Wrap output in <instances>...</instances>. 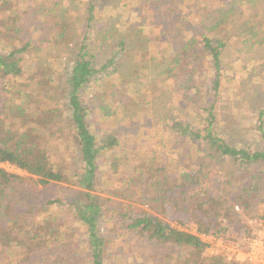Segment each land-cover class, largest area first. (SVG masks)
Listing matches in <instances>:
<instances>
[{
  "label": "trees",
  "instance_id": "1",
  "mask_svg": "<svg viewBox=\"0 0 264 264\" xmlns=\"http://www.w3.org/2000/svg\"><path fill=\"white\" fill-rule=\"evenodd\" d=\"M22 1L0 0V24L5 29L0 31V81L6 87L0 88V165L22 173L0 168V264L8 262L12 250L16 257L12 264H106L108 239L102 226L109 213L119 232L136 239L142 250L172 247L178 259L185 252V264H229L219 257H202L207 247L202 237L231 239L218 223L219 215L213 223L207 217L212 211L207 207L217 214L221 194L228 192L234 207L251 214L264 203V111L258 112L255 130L263 143L260 147L233 146L224 137L227 131L220 130L221 113L228 108L220 104L219 94L224 70L231 66V41L226 40L231 31L226 28L233 17L243 16L237 6L246 7L248 17L232 31L239 58L253 60L244 54H255L264 46V16L258 17L260 11L264 13V0H203L201 8L189 6L186 12L179 8V0H151L147 11H158L167 25L173 19L170 14L180 15L179 10L185 17L199 13H194L191 33L170 24L163 32L166 48L161 49L160 76L164 82L171 81V91L194 117L187 123L165 120L162 127L187 138L200 152L194 166L178 163L175 173L174 160L167 165L149 148L146 154L138 148L127 152L120 149L114 131L98 135L90 129L93 111L105 118L114 115L112 97L103 90H91L86 100L81 94L98 71L86 43L75 44V34L80 10L87 16V28L94 21L95 0ZM77 1L82 9L75 5ZM174 46L177 51L167 53ZM29 52L36 62L50 59L52 63L67 54L64 59L70 71L53 80L52 68L48 74L39 65L32 69L25 62ZM205 63L210 79H204ZM63 99L66 106L61 109L57 103ZM244 99L248 101V96ZM41 132H48L50 139H43ZM50 141L61 143L65 155L49 150ZM214 172L216 177L223 174V180L209 188L206 183ZM109 175L126 191L141 194L134 205L115 214L100 197L107 189L113 195L122 191L111 186ZM63 184L79 187L80 196L71 201L58 196L40 200L43 193ZM234 214L227 216L238 227L232 240H238L248 227ZM190 224L195 233L187 230Z\"/></svg>",
  "mask_w": 264,
  "mask_h": 264
},
{
  "label": "rangeland",
  "instance_id": "2",
  "mask_svg": "<svg viewBox=\"0 0 264 264\" xmlns=\"http://www.w3.org/2000/svg\"><path fill=\"white\" fill-rule=\"evenodd\" d=\"M25 1L22 2L25 3ZM202 1L197 0L195 3L188 4L187 0H179V8L185 12V8L189 6L194 7L196 5V7L201 8L200 3ZM151 3V0H95V17L89 28L86 25L87 16L84 14V10L79 11L81 12L80 22L76 28L74 42L76 45H80L82 42L86 43V52L91 56V61L98 71V75L89 86L90 90L81 91V94L82 98L86 100L89 98L91 90L98 92L101 89L112 97L110 108L111 111H114V115L105 118L101 112L93 111L88 118L92 131L98 135L106 130L114 131L121 140L120 149L127 152L138 148L146 154L149 148V151L157 155L164 163L167 162V165L171 160H174L172 173H175V170L178 169V163L182 165L187 163V167L197 163L199 148L197 149L195 144L187 138H181L174 133H167L162 124L163 121L169 119L183 123L192 122L194 116L187 110L189 108L185 107L180 96L171 91L169 86L171 81L164 82L158 67L162 55L161 49L166 48L164 45L166 39L165 34H163L164 28L167 27L166 29H168L170 24L173 29L175 26L176 29L184 27L187 32L190 31L191 33L193 25L196 23L194 13L198 12H192L189 17H185L183 11L179 10L180 15L170 14L173 19L167 25L165 21L160 19L158 11H147ZM78 4L79 1L75 5ZM23 5L25 7V4H21V7L24 10ZM78 7L82 9L80 4ZM237 9L242 12L243 16L236 15L233 17L226 28L227 32L231 31L230 36L226 38L227 41H231L230 44L228 43L231 66H227L224 70L223 75L228 82H225L224 79L219 94L220 104L223 106L227 104L228 108L221 113L220 130L227 131L224 137L228 138V142L233 146L260 147L263 143L255 130L258 112L264 111V46L256 50L255 54H244V56L250 55L253 58L249 62H243L242 58H239L236 52L238 47L236 32L232 31V26L239 25L248 15L246 7L241 8L238 5ZM28 16L30 18L31 13H28ZM263 16L264 13L260 11L258 14L260 20ZM27 27L31 29L29 24ZM0 31L1 33L5 31L4 25L1 26L0 24ZM166 51L171 54L176 52L177 48L174 46L167 48ZM64 56L66 58L67 54H62V59H58L59 62L56 63H52L50 59L36 62L34 55L29 52L25 62L32 65V69L36 67V64L39 65L44 71L46 69L48 74L52 68L54 74L51 78L55 80L61 77L63 73L70 71V66L66 64ZM28 71V68L25 69L26 76L30 75ZM203 71L205 72H203L204 79L212 77L207 72V63L203 66ZM18 82L23 81L19 80ZM3 85L4 83L0 81L1 89L6 88H3ZM244 96H248V101L244 99ZM92 104L95 105V100L92 101ZM57 106L61 109L65 108L66 100H60ZM237 124L240 127H237ZM230 127H233L232 130L229 129ZM41 134L43 139H50L48 132H41ZM48 143L49 150L65 155V149L61 143L58 145L52 141ZM0 168L9 173L22 175L21 172L4 164L0 165ZM214 173L206 183L209 184V188L214 181L223 180V174L220 173V177H216L217 172ZM105 174L107 175L106 171ZM108 178L112 187L122 189L119 195L109 194V189L100 194V197L105 200L104 204L106 208H109V212L113 210L114 214L116 211L119 213L121 207L129 204L134 205L135 200L141 196L140 192H134L131 189L126 191L125 188L120 187L121 184L117 181L112 182L110 175ZM80 190L79 187L63 184L43 193L44 195L40 200L45 201L58 196L61 199L71 201L80 196ZM57 192L62 193L61 196ZM218 193L220 192L218 191ZM229 194V192L221 194L219 201L221 205L216 208L217 214L214 213L213 207H207V209L212 208V211L207 215L212 223L219 215L217 221H219L221 228L226 230L225 236L231 235V239L212 235L211 237H214L217 242L218 240L237 242V240L232 239L236 237L238 227L230 222L227 216L229 213H236L234 215H237L242 224L248 227L244 236L238 239L244 237L243 239L246 238L247 240L252 224L257 219V208L264 205L260 202L254 207L256 209L255 214H251V212H245L234 207L235 204ZM136 206L140 207L138 204ZM142 208L141 206L139 209ZM64 219H69V217L65 215ZM114 220V217L109 213V220L104 221L102 226V234L108 239L106 264H185V252L178 259V252H174L172 247L144 246L145 248L142 250L141 244L136 239L128 238L119 232ZM187 230L195 233L194 224H190ZM242 244L245 245V243ZM9 252L7 253L8 262L3 261L5 264H12L16 259L14 251ZM202 257L209 259L213 256L205 251Z\"/></svg>",
  "mask_w": 264,
  "mask_h": 264
},
{
  "label": "built area",
  "instance_id": "3",
  "mask_svg": "<svg viewBox=\"0 0 264 264\" xmlns=\"http://www.w3.org/2000/svg\"><path fill=\"white\" fill-rule=\"evenodd\" d=\"M256 214L257 219L252 224L247 240L243 237L237 242H217L212 235L202 237L207 244V254L222 258L229 264H264V205L258 206Z\"/></svg>",
  "mask_w": 264,
  "mask_h": 264
}]
</instances>
